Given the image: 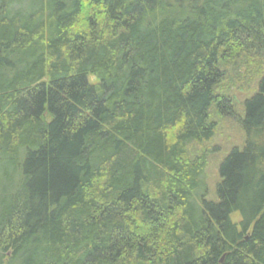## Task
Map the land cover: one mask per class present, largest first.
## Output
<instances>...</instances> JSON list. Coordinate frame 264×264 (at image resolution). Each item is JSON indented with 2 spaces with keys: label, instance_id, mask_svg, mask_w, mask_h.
Masks as SVG:
<instances>
[{
  "label": "trees",
  "instance_id": "trees-1",
  "mask_svg": "<svg viewBox=\"0 0 264 264\" xmlns=\"http://www.w3.org/2000/svg\"><path fill=\"white\" fill-rule=\"evenodd\" d=\"M253 41L264 0H0V264H264V74L215 201L189 151Z\"/></svg>",
  "mask_w": 264,
  "mask_h": 264
},
{
  "label": "rangeland",
  "instance_id": "rangeland-1",
  "mask_svg": "<svg viewBox=\"0 0 264 264\" xmlns=\"http://www.w3.org/2000/svg\"><path fill=\"white\" fill-rule=\"evenodd\" d=\"M247 52L238 59L223 63L224 78L215 87V94L226 95L232 104L233 115L222 116L215 106L209 112L210 121L216 125L213 138L208 142L196 143L189 147L191 155L206 153L207 200H216V187L219 182V166L234 148H242L245 132L240 120L244 117V103L258 90V83L264 74V46L249 43ZM246 46V47H247ZM238 218V216H235Z\"/></svg>",
  "mask_w": 264,
  "mask_h": 264
}]
</instances>
